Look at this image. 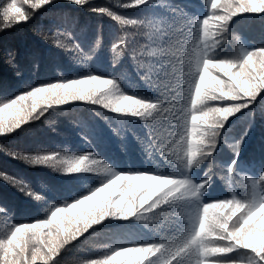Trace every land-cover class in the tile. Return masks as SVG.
I'll list each match as a JSON object with an SVG mask.
<instances>
[{
	"label": "snow or ice",
	"instance_id": "6c2138e0",
	"mask_svg": "<svg viewBox=\"0 0 264 264\" xmlns=\"http://www.w3.org/2000/svg\"><path fill=\"white\" fill-rule=\"evenodd\" d=\"M55 2L3 0L0 33L33 22ZM66 2L120 27L112 71L93 63L99 35L85 53L65 35L74 20L53 21L37 35L68 54L69 63L57 62L52 78L25 81L14 94L0 87V137L19 134L50 112L88 104L105 110L92 109L122 155H102L104 133L83 120V152L0 146L11 159L59 178L34 186L0 169V182L22 194L34 214L17 222L18 209L0 199V215L11 221L0 232V264H62L99 236L107 243L76 264H264V160L249 175L254 165L241 159L253 109L264 101V46L234 34L235 18H264V0H125L118 7L143 13L132 18L90 0ZM129 29L145 42L129 39ZM125 57L143 92L121 63ZM8 63L15 67L11 53ZM241 116L247 123L237 137L232 118ZM224 146L230 156L218 160ZM218 181L227 193L219 197Z\"/></svg>",
	"mask_w": 264,
	"mask_h": 264
},
{
	"label": "trees",
	"instance_id": "16d2710c",
	"mask_svg": "<svg viewBox=\"0 0 264 264\" xmlns=\"http://www.w3.org/2000/svg\"><path fill=\"white\" fill-rule=\"evenodd\" d=\"M2 2L3 0H0V3ZM124 2L125 0H90V4L94 7H109L129 18L143 15L140 9L118 7ZM158 2H163V0H158ZM64 19L74 20V24L67 27L65 35L71 34L74 40L81 42L85 53L90 47L95 46V40L99 35L100 47L95 51L93 63L100 71H112L109 62L115 59L116 54L111 51V45L117 36L122 34L118 24L106 15L91 12L88 6L79 7L67 3L66 0H56L55 4L49 6L47 10H41L33 22L0 33V87H3L9 94H14L21 90L25 81L39 83L52 78L56 74L57 62L61 67L68 65V54L40 40L37 35L40 31L48 32L53 27V21ZM235 20V35L241 36L242 39L255 46H264V18L247 15L242 18H235ZM128 31L130 33L129 39H137L141 44L145 42L146 37H132L131 32L134 30L129 29ZM69 42L71 43V41ZM10 53L14 57L15 67L8 63ZM96 57L99 59L97 60ZM121 63L130 78L137 83L135 90L143 92V88L139 87L132 61L125 57ZM36 64H39L38 69L34 67ZM17 71L22 73L20 77H17ZM93 108L105 112L98 106L71 105L67 112H50L41 121L25 126L26 130L20 131L19 134L14 133L7 137H0V146L8 150L15 148L32 152L64 148L83 152L88 149V145L83 142L79 134L78 122L83 120L104 133L106 142L100 149L102 155L109 158L122 155L121 149L118 147L119 142L111 136L107 124L95 116L92 111ZM253 111L255 116L241 156L245 164L254 165L248 170L249 175H257L260 170V162L264 160V101L258 99ZM109 115L112 114L109 113ZM232 120L235 123H233L231 133L238 137L247 123V118L243 116L240 119L233 117ZM221 151L222 155L217 159H228L230 152L227 146H224ZM0 169L24 178L34 186L38 183L43 185L46 180L59 182L58 174L48 169L31 168L22 162L11 159L3 152H0ZM239 179L243 182V176ZM214 194L218 197L227 194L223 190L222 182H217ZM0 199L18 209L14 217L17 222L28 221L33 218L34 214L27 208V199L3 182H0ZM5 221L11 222L8 216L0 215V232L5 228ZM106 243L107 241L103 236L94 237L88 245L68 253L62 264H76L78 260L94 255Z\"/></svg>",
	"mask_w": 264,
	"mask_h": 264
},
{
	"label": "bare ground",
	"instance_id": "6f19581e",
	"mask_svg": "<svg viewBox=\"0 0 264 264\" xmlns=\"http://www.w3.org/2000/svg\"><path fill=\"white\" fill-rule=\"evenodd\" d=\"M220 193V192H219Z\"/></svg>",
	"mask_w": 264,
	"mask_h": 264
}]
</instances>
